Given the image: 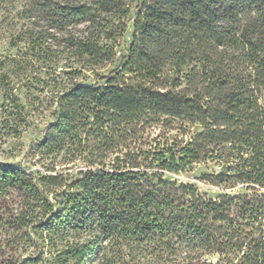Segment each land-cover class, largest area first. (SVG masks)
<instances>
[{"label":"trees","instance_id":"obj_1","mask_svg":"<svg viewBox=\"0 0 264 264\" xmlns=\"http://www.w3.org/2000/svg\"><path fill=\"white\" fill-rule=\"evenodd\" d=\"M128 1L28 3L44 28L0 58V133L38 108L53 122L33 167L0 161V239L48 264H264V0H141L101 74ZM198 165L222 194L167 177Z\"/></svg>","mask_w":264,"mask_h":264},{"label":"rangeland","instance_id":"obj_2","mask_svg":"<svg viewBox=\"0 0 264 264\" xmlns=\"http://www.w3.org/2000/svg\"><path fill=\"white\" fill-rule=\"evenodd\" d=\"M31 0H0V58L17 56L23 51L31 32L30 29L44 28L41 19H37L35 24H30L35 19L28 9V3ZM141 0H129V13L125 18L127 24L123 36L119 39V44L116 49V57L114 61L108 64L105 68L99 70L101 74H107L108 71L115 68L121 61L122 55L126 54L131 36L133 33V20L135 18L137 8L136 5ZM31 15V16H30ZM37 17V16H36ZM73 30L79 32L82 29V23L69 24ZM52 41V44H48ZM44 45H51L49 54H47V62H55L58 69L64 66L67 61L66 57L70 56L67 48L64 47V42L54 37H48L44 41ZM71 57V56H70ZM78 81L86 84H95L97 77L95 72L88 69L81 74L76 75ZM103 82H99L102 85ZM21 94L20 96H22ZM22 103L26 104L23 97ZM51 109L38 108L29 112L26 125H19V134H4L0 133V161L3 163H11L17 166L33 167L34 157L31 156L32 149L43 138L47 126L53 122ZM207 171V167L198 165L192 170L169 173L167 177L177 182L194 184L198 190L205 193L209 197H217L223 193L221 187L211 185L203 181L201 175ZM32 254L31 249L23 247L18 239L5 240L0 239V264H48L44 260L28 259ZM46 257V256H45ZM4 260V261H3ZM215 261V259H213Z\"/></svg>","mask_w":264,"mask_h":264}]
</instances>
